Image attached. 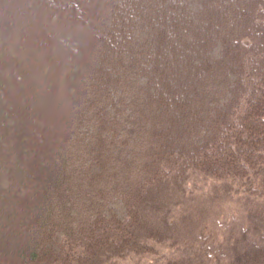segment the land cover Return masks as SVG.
I'll return each mask as SVG.
<instances>
[{
	"label": "trees",
	"instance_id": "1",
	"mask_svg": "<svg viewBox=\"0 0 264 264\" xmlns=\"http://www.w3.org/2000/svg\"><path fill=\"white\" fill-rule=\"evenodd\" d=\"M232 197L264 230V0H0V264H206ZM244 245L216 264H264Z\"/></svg>",
	"mask_w": 264,
	"mask_h": 264
},
{
	"label": "rangeland",
	"instance_id": "2",
	"mask_svg": "<svg viewBox=\"0 0 264 264\" xmlns=\"http://www.w3.org/2000/svg\"><path fill=\"white\" fill-rule=\"evenodd\" d=\"M224 6L225 5L223 6L217 5L215 6V8H212V11H210V10L204 9L201 5H198V6L190 8V12L194 16L197 15L196 17L198 18L203 17L204 18L203 22L205 23L204 25H208L205 27V29H207L208 27L210 28L212 27V24H210V22L212 21L213 16L217 12L227 9V8H224ZM167 12H169L168 8H167ZM237 15H238L237 12L233 14L234 16L233 19L235 21H236L235 18H237V21H238ZM189 18H192V17H189ZM207 18H209L210 21H208ZM248 19L249 18L247 17H241L239 19V23L240 24L242 23L243 26H246L249 24ZM250 20H251V16H250ZM235 21L230 19V27L235 26V23H234ZM241 30L242 28L239 31ZM136 32L145 33V30L144 28L136 25L135 33ZM88 34L89 33H87L86 30H82V31L76 30L74 38L78 39L79 41L85 40ZM214 36H216L217 38L219 37L218 34H215V33H214ZM201 37H202V34L200 33V38L198 39L199 44L203 42ZM253 41H255V37L253 38ZM59 42L61 44L62 41H59ZM213 45L216 46V48L214 47V49L219 51L214 61L217 64L221 65L223 61L225 62V55H226L225 47H222L219 43H214V41H213ZM219 69L220 68L217 67V70ZM132 94L134 95V93ZM207 107H208V104H207ZM195 181H200V180H195ZM197 190H199L200 192L205 191L204 193H202V197H201L202 199L208 198L207 185L204 182L200 183ZM216 198L217 197L214 194L212 197L210 196V198L208 199V202L213 203V201L217 200ZM230 200L232 201H229L227 203L223 202L224 205H221L218 208L214 209V206H213L211 208L213 209L212 215L204 223H202V225H199V229L196 230L195 232L196 236L192 243L194 244L196 249L201 252V256L204 259V262L206 264H216L217 262L219 263L220 261L225 260L226 257L229 255V252H232V248L245 246L244 244H246V242L255 243V244L261 243L262 241L264 242V230L253 232V230L249 229L250 230L249 231L246 229V225H243L241 227L238 226L237 229L235 230V226L232 223V221L235 219L237 220L241 219V214L239 213L240 211L237 209L236 204L234 203V198L232 197L230 198ZM216 202L217 201H215L214 203ZM230 228H232L231 231H230ZM232 231H233V234H232V237H230L231 236L230 232ZM163 253L169 254L170 257L171 256L175 257V249H172V250L166 249L163 251ZM154 261L157 264H163L160 261L159 257L157 258L155 255H149V254L142 256V257H133L131 259L121 260L120 264H153Z\"/></svg>",
	"mask_w": 264,
	"mask_h": 264
}]
</instances>
